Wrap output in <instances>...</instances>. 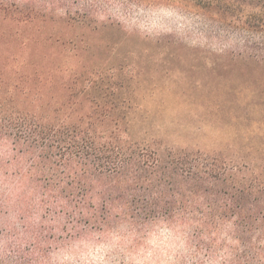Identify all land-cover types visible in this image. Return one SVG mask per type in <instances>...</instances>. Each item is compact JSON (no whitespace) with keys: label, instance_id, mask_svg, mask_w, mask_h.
<instances>
[{"label":"rangeland","instance_id":"1","mask_svg":"<svg viewBox=\"0 0 264 264\" xmlns=\"http://www.w3.org/2000/svg\"><path fill=\"white\" fill-rule=\"evenodd\" d=\"M227 3L224 18L217 11L207 18L190 11L192 2L0 0V43L7 44L0 59L7 72L35 78L22 85L41 89L50 97L44 103L121 106L142 147L220 155L218 167L263 185L264 0ZM117 231L71 241L50 263L222 260L194 256L182 235L161 224L133 248L126 231Z\"/></svg>","mask_w":264,"mask_h":264},{"label":"trees","instance_id":"2","mask_svg":"<svg viewBox=\"0 0 264 264\" xmlns=\"http://www.w3.org/2000/svg\"><path fill=\"white\" fill-rule=\"evenodd\" d=\"M166 1L192 2L207 18L231 10L227 0ZM7 65L0 59L1 261L51 264L71 241L118 229L133 248L161 224L194 256L264 264V184L218 167L220 155L142 147L121 106L44 103L41 89L22 85L35 78Z\"/></svg>","mask_w":264,"mask_h":264},{"label":"clouds","instance_id":"3","mask_svg":"<svg viewBox=\"0 0 264 264\" xmlns=\"http://www.w3.org/2000/svg\"><path fill=\"white\" fill-rule=\"evenodd\" d=\"M55 264H58V262L55 261Z\"/></svg>","mask_w":264,"mask_h":264}]
</instances>
